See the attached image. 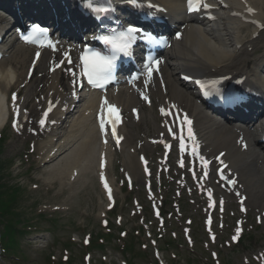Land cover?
Segmentation results:
<instances>
[{"label":"rangeland","instance_id":"374dc122","mask_svg":"<svg viewBox=\"0 0 264 264\" xmlns=\"http://www.w3.org/2000/svg\"><path fill=\"white\" fill-rule=\"evenodd\" d=\"M37 86L42 88L45 85L41 82L37 83ZM43 95L35 96L31 103H34L36 99H41ZM69 129L67 126L61 125L56 130L57 135L55 137L43 135L40 139L28 140L22 137H16L18 144L13 142L15 136H13L12 131L8 127L1 133L3 138H5L0 147L1 159L3 161L10 163L11 161L8 160L14 158L16 147L22 149L16 155V158L22 159L20 166L17 167V165H14V162H11L9 171L11 174L4 175L0 179V184L3 185L4 189L9 188L14 183L21 186V188H17L16 194H21L14 200L13 210H17L18 214L22 213L19 215L22 219L21 221L28 222V225H33L29 234L34 235L35 233L44 232L42 230L49 229L45 235L49 237L50 241L45 247L35 248L34 250L33 247L25 244L24 252L21 254L24 260L20 258L21 264H58L62 260L64 253L69 254L70 264H83V255L85 252L92 253V264H120L122 260L127 261L128 264L129 262L132 264H157L152 255L153 247L150 245L149 239L144 232V226L139 222L141 216L132 218L131 215V211L134 209L132 198L135 196L143 197L144 192L138 183L136 187L140 190L136 189L135 192H131L130 190H124L122 192L120 188L122 180L120 170L122 167H125L121 152L112 159L113 168L109 169L112 179H117L116 195L118 204L113 213L109 214L111 222L108 229L102 228L100 223V216L102 211H104L105 204L95 173L87 172L86 179L82 175L80 179L74 182L67 181L66 184H61L58 180H55L53 183H46L44 180H39V177L50 180L51 176L47 172L52 168V166L48 168L47 164H43L40 156H42L43 152H48V145L57 144V142H61L60 139H65L64 134L69 133ZM149 136L153 135L150 134ZM52 138L53 140H51ZM70 138L75 144H78L76 151L81 152V132L70 135ZM138 141L140 140L135 139V143H138ZM29 144L35 145L34 152L29 151ZM46 144L48 145L45 146ZM40 146H44L43 150L40 149ZM76 151H72L70 161L78 162V159L81 158L83 152L81 155H78ZM156 151L157 149H155ZM66 156V154H62L59 156L58 161L60 159V161H63ZM8 163L4 165L5 170L8 168ZM29 167L31 168L30 173L23 174ZM54 176L56 174H53ZM66 178H68L67 173ZM15 187H17L16 184ZM167 189L164 197L168 201L166 208L170 213L175 211L171 207L176 205L177 201L174 200L173 188L168 187ZM7 198L11 200L13 197L9 195ZM183 204L186 207V211H184L185 217L195 216V225L191 227L195 245L190 247V244L185 243L179 233V228H181L182 223L175 219L171 223L170 220L167 225V234L158 241L161 250L164 248L166 241H171L172 243L165 251V258L168 264H216L211 258V251H208L207 246L204 244L207 238L202 232L201 220L198 219L199 216L196 217V205H191L189 199L185 198ZM40 214L44 216H40ZM118 215L123 219L122 226H118L114 222V219ZM167 216L169 217L170 215L168 214ZM16 217L18 218V215ZM7 218L14 219L12 212L9 213ZM145 226L154 235L159 231L153 223L151 214L147 215ZM230 228L231 223L227 220L226 228L219 230L218 243L215 248L212 247L211 249L214 248L213 251L218 252V261L220 264H244L243 257L247 254L246 250L242 251V247H240L238 251L234 252L235 248L225 247L226 241H229L226 234ZM121 230L127 231L126 237H120ZM172 232L177 234L176 238L173 237ZM89 233L91 234L92 240L98 235H108L104 245L105 248H96L94 246L92 247L93 250L83 248L82 239ZM155 238L157 239V236ZM131 239L135 241V249L129 250L132 253L127 252V247H125L124 252H121V247ZM97 241L100 243L102 240L97 238ZM23 243L25 241L21 242V247ZM145 245L146 249H144ZM259 245L264 249V238ZM118 252L123 255V259H121ZM0 262L10 264V261L7 260L0 259Z\"/></svg>","mask_w":264,"mask_h":264},{"label":"bare ground","instance_id":"6f19581e","mask_svg":"<svg viewBox=\"0 0 264 264\" xmlns=\"http://www.w3.org/2000/svg\"><path fill=\"white\" fill-rule=\"evenodd\" d=\"M160 1L171 4L170 0ZM178 2V0H175V3ZM223 2L229 3L232 6V10H230V12L235 10L240 13L241 17L247 16L259 18L264 21V8L262 9L264 0H243L241 4H239L240 2L238 0H223ZM255 4H257L259 7H257ZM248 7H253L254 10L250 13H247L245 9ZM230 12L226 10L221 11L218 16V20L212 24L203 23L201 25L194 26L187 22L184 33L185 40L187 41L182 45L179 44L178 50L175 54L177 59H175V61L178 67L181 66L193 71L194 73L201 72L209 75H237L241 72L246 73L247 70L251 68L253 75H251L250 80L253 82L261 78L260 71L256 69V66L261 64V60L264 59V53L260 56H255L253 51L258 46L260 41V38L258 36L256 37L255 33H258L259 35V33H261L263 30L257 31L256 28H253L254 31H251L249 34L248 32L250 31V24L246 21H243L239 16H231ZM20 53L21 56L16 61V64L11 65L13 68H6L5 64L0 62V128L5 122L6 111L3 106L5 103V98L10 89H18L22 76L24 79L22 69L29 65L30 62L28 50H22ZM43 66L44 63L42 61L40 64V69ZM60 74V72H55L52 75L47 73L48 85L45 89L46 97L45 99H42V104L44 107H46L48 104H56L51 116H56V114L62 115L61 110L63 108V100L66 98V91L70 90L69 85L66 84H70V80L66 78V76L63 78L61 77V79ZM166 81V92L155 96L156 99L160 96L162 97L163 102H167L169 99L178 102L196 118L199 117L201 119V111L198 106L193 103L194 99L192 93L188 90L180 88L171 73L166 74ZM19 92L22 93V90L19 89ZM31 94H37V89L35 88L34 84L29 85V89L26 91V100ZM51 98L53 99L51 100ZM126 98L127 96L124 97L122 94L117 96V99L120 101V103L127 107L128 104L125 101ZM17 103H11V106H9L12 108V106L16 105ZM94 105L95 101L92 98L89 100V108L84 113L79 114L80 119H77L73 122L74 124L81 123L82 125H80L79 128H84V130L87 129L84 139L86 140V144L88 146H83L81 152H77L78 155H81L83 152L81 158L79 159L81 162L71 164L68 160L69 157L66 156L64 161L57 163V170H60V173L62 172V169L65 170L69 166H78L80 170L78 179H80L82 175L84 176V179H86L88 175L87 172L94 173L96 170L95 165L100 154V145L96 140L88 117H85V113L91 111ZM70 107L71 105H69L66 110L68 113H70ZM29 112L30 114L35 113L36 107L32 105ZM53 118L54 117H52L51 120H53ZM146 126V129L143 126L141 129L147 130L150 124H147ZM74 127L75 126L73 125L72 131L67 133L65 137L77 132ZM154 128H156V124L154 125ZM243 132L246 136L245 139L249 143L248 149L255 154L254 151L256 150L254 148L253 133H248L245 130ZM132 135L126 132V141L123 143L121 151L124 156L125 168L132 172L137 181H140V179L143 177V174L141 170H139L140 164L138 162V157L136 158V155L131 154L134 148V145L132 144ZM207 136L209 138V142L205 147V150L211 148L210 152H215L219 148H221V150H227L228 148V154H226V156L227 160L230 162V168L234 173L238 174L239 179L244 185V189L253 195L264 196V183L263 186L259 185L260 181L263 179L262 176L264 174V168L260 165H256V160H251L248 154H245L244 152L238 153L237 150L240 148H238L233 140H231L230 134L224 133L222 134L221 138L214 136L212 133H209ZM236 136L238 137V134ZM219 142L221 144H219ZM77 145L78 144L72 148V151ZM70 148L71 147H69L67 142H61L59 146L53 145L50 148L48 154L44 155L43 159L52 162L55 160V157L61 154V152L67 151ZM144 149L150 151L152 147L145 145ZM52 151H55L53 155H51ZM133 161H136L137 163H134ZM49 173H53L52 168L49 170ZM257 179H259V184L256 182L258 181ZM263 210L264 208L261 210V212Z\"/></svg>","mask_w":264,"mask_h":264},{"label":"snow or ice","instance_id":"6c2138e0","mask_svg":"<svg viewBox=\"0 0 264 264\" xmlns=\"http://www.w3.org/2000/svg\"><path fill=\"white\" fill-rule=\"evenodd\" d=\"M190 10H199L200 6H203L204 8L209 7L206 3H203V0H187ZM97 11L100 12H106L108 9L106 8H98ZM135 29H128V33L131 34ZM124 34H121V39H123ZM105 43L112 44L113 47L120 52H126L128 45L126 43H121L120 41L113 39L111 37H102ZM39 56V53H37V57ZM84 66H85V74L88 79V83L91 84L93 87H102L103 83L107 81L108 74L113 67V63L115 60V56L113 57H107L102 55L99 52H94L91 55H88L87 52L81 57ZM155 65L159 64V61L153 62ZM149 73H151V68L149 69ZM16 97L15 94H13V101H15ZM144 99L147 100L148 97L144 96ZM102 106H107L109 112L113 115H115V121L113 122V129H115V122L120 120V116L118 114V109L114 105L108 104L107 100L103 101ZM51 109H49L50 111ZM161 112H164V109H161ZM166 114V113H165ZM45 116H47V113H45ZM185 122L189 125H191V121L185 117ZM41 124L44 123L43 120L40 121ZM101 128H103V121H101ZM189 136H192V130L191 127L188 129ZM115 134V133H114ZM105 187L107 188L108 185L105 182ZM233 239H236V237H233Z\"/></svg>","mask_w":264,"mask_h":264}]
</instances>
